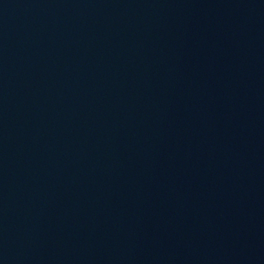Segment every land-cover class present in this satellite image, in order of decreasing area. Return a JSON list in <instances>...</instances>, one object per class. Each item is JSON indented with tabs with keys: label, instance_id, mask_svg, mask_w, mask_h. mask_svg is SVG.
Masks as SVG:
<instances>
[{
	"label": "water",
	"instance_id": "obj_1",
	"mask_svg": "<svg viewBox=\"0 0 264 264\" xmlns=\"http://www.w3.org/2000/svg\"><path fill=\"white\" fill-rule=\"evenodd\" d=\"M0 264H264V0H0Z\"/></svg>",
	"mask_w": 264,
	"mask_h": 264
}]
</instances>
